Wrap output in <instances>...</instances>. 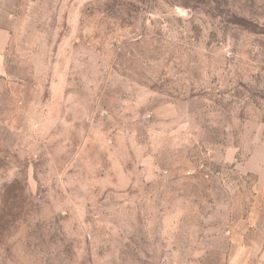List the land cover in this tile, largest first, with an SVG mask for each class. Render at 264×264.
I'll return each mask as SVG.
<instances>
[{
	"label": "rangeland",
	"instance_id": "obj_1",
	"mask_svg": "<svg viewBox=\"0 0 264 264\" xmlns=\"http://www.w3.org/2000/svg\"><path fill=\"white\" fill-rule=\"evenodd\" d=\"M0 264H264V0H0Z\"/></svg>",
	"mask_w": 264,
	"mask_h": 264
},
{
	"label": "crops",
	"instance_id": "obj_2",
	"mask_svg": "<svg viewBox=\"0 0 264 264\" xmlns=\"http://www.w3.org/2000/svg\"><path fill=\"white\" fill-rule=\"evenodd\" d=\"M11 42V31L6 27L0 26V101L2 96L11 86V77L8 67Z\"/></svg>",
	"mask_w": 264,
	"mask_h": 264
}]
</instances>
